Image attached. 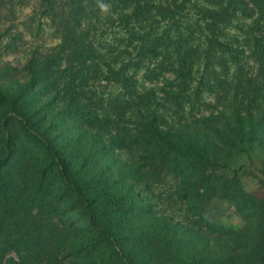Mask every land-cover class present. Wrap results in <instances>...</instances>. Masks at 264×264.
I'll return each instance as SVG.
<instances>
[{"label": "trees", "instance_id": "16d2710c", "mask_svg": "<svg viewBox=\"0 0 264 264\" xmlns=\"http://www.w3.org/2000/svg\"><path fill=\"white\" fill-rule=\"evenodd\" d=\"M41 6L55 27V46L36 45L18 67L2 61L9 50L19 53L17 41L0 43V264L123 259L115 250L114 238L122 243L118 224L110 233L101 212L114 211L117 222L133 210L136 195L125 176L138 181L140 172L167 170L180 179L181 199L197 208L203 194L230 198L227 185L238 176L217 173L229 167L257 118L235 111L228 116L234 129L222 135L213 102L221 72L230 93L227 62L239 46L264 69V0H41ZM2 74L14 81L8 93ZM250 86L251 93L262 88ZM131 146L144 151L141 167L135 157H119ZM59 192L82 205L78 217H62ZM108 241L116 253L103 250Z\"/></svg>", "mask_w": 264, "mask_h": 264}, {"label": "rangeland", "instance_id": "374dc122", "mask_svg": "<svg viewBox=\"0 0 264 264\" xmlns=\"http://www.w3.org/2000/svg\"><path fill=\"white\" fill-rule=\"evenodd\" d=\"M0 9V43L17 41L19 51L18 54L5 52L2 55L5 64L20 67L36 45L46 50L59 42L51 20L41 13V0H0ZM29 22L34 28L32 33L27 30ZM227 66L233 86L228 95L224 89L227 76L221 72L216 103L213 102L220 132L226 135L234 129L228 116L235 111L243 110L244 115L250 111L257 118L255 128L248 127L244 140L235 148L229 167L217 173L238 176L237 182L227 185L230 198L210 199L203 194L200 196L203 203L197 208L195 201L181 199L180 179L167 170L140 172L144 180L138 181L125 176L127 181L123 184L127 191L136 195L133 210H125L117 222L114 211L101 212L106 229L117 233L113 227L118 224L121 234L122 243H117L115 238L114 242L123 259L114 258L110 264H264V69L252 51L243 46L238 47ZM2 77L3 88L8 93L14 81L3 74ZM250 84L262 88L251 93ZM205 96L210 100L214 95ZM127 148L119 152L121 160L130 162L135 157L137 166L141 167L143 149ZM223 150L221 147L220 153ZM217 184L219 190L225 186ZM60 192L62 217H78L83 212L82 205L73 198H61ZM108 245L109 241L103 250L116 253Z\"/></svg>", "mask_w": 264, "mask_h": 264}]
</instances>
